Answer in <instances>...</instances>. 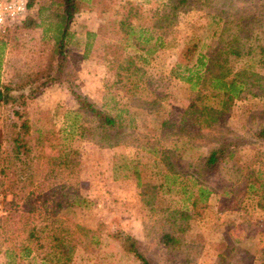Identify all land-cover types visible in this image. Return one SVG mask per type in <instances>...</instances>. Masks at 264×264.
Returning a JSON list of instances; mask_svg holds the SVG:
<instances>
[{
  "label": "rangeland",
  "instance_id": "obj_1",
  "mask_svg": "<svg viewBox=\"0 0 264 264\" xmlns=\"http://www.w3.org/2000/svg\"><path fill=\"white\" fill-rule=\"evenodd\" d=\"M124 2L137 10V17L130 21V38L118 27ZM56 3L37 0L26 11L24 18L33 20L36 27H21L23 18L0 33V84L14 83L42 65V41L51 37L58 20ZM77 3L69 26L68 75L24 101L31 131L26 140L31 151L20 155L21 159L31 158L26 173L44 168L46 157L54 155L56 134L68 129L63 116L76 108L69 87L117 122V128L110 130L114 146L107 147L96 133L64 140L61 148L69 149L78 159L76 173L58 176L39 194L42 216L63 221L75 233L71 264H139L125 252V237L135 241L149 264H264V210L242 208L238 199L245 175L264 166V142L254 137L264 127V91L258 98L235 100L217 116L213 127L202 129L194 122L198 105L215 103L210 97L198 101L206 71H202L203 84L198 88L202 92L190 90L170 75L176 65L191 67L198 56L216 58L226 49L236 48L250 55L231 61L232 71H253L262 77L264 86V55H252L264 44V0H184L180 5L177 0ZM158 14L165 19L157 22ZM126 59L143 74L140 91L134 95L122 87L123 83L114 82L115 67ZM21 108L0 107L3 158L12 149V131L19 125L12 110ZM181 120L186 125L181 131L185 132L162 139L161 131L168 132V127L163 130L159 123L179 127ZM36 131L43 137L47 131L52 133L37 144ZM220 146L232 150L230 157L213 170H202L205 156ZM152 147L160 152L173 149L167 156L173 172L184 180L193 177L196 185L209 191L207 200L191 208L177 195L165 192V185L159 189V174L165 167L161 158L158 162L159 155L149 152ZM9 179L0 175V216L4 215L3 205L11 199L4 191ZM184 183L195 191L192 183ZM68 193L78 194L87 206L72 210L59 206ZM180 211L187 218H181ZM163 234L172 236L171 244L161 243ZM43 242L47 244L46 239ZM2 250L0 246V264H5ZM42 255L43 250H33L18 264H39Z\"/></svg>",
  "mask_w": 264,
  "mask_h": 264
},
{
  "label": "trees",
  "instance_id": "obj_2",
  "mask_svg": "<svg viewBox=\"0 0 264 264\" xmlns=\"http://www.w3.org/2000/svg\"><path fill=\"white\" fill-rule=\"evenodd\" d=\"M36 2L37 0H26V11L32 8ZM56 2L59 8L58 20L52 26L51 37H47L46 40L42 41L44 52L42 65L23 78L17 79L14 83L0 84V107L5 105L22 107L19 111L17 109L12 110V115L19 121L17 131H12V149L9 155H5V158L1 156L0 152V175L10 177L4 191L11 196L5 206L3 205L4 215L0 216V246H3L1 253L6 259L5 264H18L28 257L33 250H43V255L40 256L41 263L39 264H71L76 247L74 243L75 233L63 221L51 220L47 216H42L41 211H39V207H41L39 205V194L46 186L52 185L58 176L63 174L70 176L76 173L74 170L78 165V159L69 149L61 148V143L64 140H70L74 135L82 138L96 133L99 141H106L107 147L115 145L110 139V130H115L118 126L115 119L97 109L86 98L69 87V93L76 104V108L73 111L66 112L63 116V121L68 129L67 131L60 129L56 134L54 140L55 147L58 149H56L54 155L46 157L45 167L34 170L35 173H31V171L26 173V170L30 169L31 158L25 156L21 159L20 155L28 154L31 151L26 140L31 131L25 117L24 101L35 98L44 88L60 78H66L68 75L65 72V65L68 51L67 43L70 39L69 26L77 13L78 0H56ZM183 2L184 0H177V5ZM124 4L126 8L125 10L122 9L124 13L121 14L118 27L120 32L126 35V38H130L133 34L130 21L137 17V10L129 2H124ZM176 7V5H172V8L175 9ZM163 17V14H158L157 22L164 20ZM36 26L33 20L26 17L21 23V27L26 29ZM86 36L92 35L86 33ZM85 47L87 48L88 45H85ZM249 55L248 52H240L236 48H229L216 58L207 59L204 56H198L191 67L176 65L174 70L170 71L172 77L187 84L190 90H199L198 88L203 84L202 71H206L205 85L201 89L203 92L201 90L197 91L203 93L198 101L210 97L215 100V106H212L214 104L199 103L198 115L194 122L200 128L213 127L217 116L227 111L235 100H240L245 96H251V98L261 97L264 91L261 82L262 77L246 69L236 72L231 69V61ZM252 55H264V44L258 47L257 54ZM113 77L114 82L117 84L123 83L122 87H125L130 94L134 95V93L140 91L139 86L143 74L140 73L133 61L126 59L123 63H118L114 69ZM154 101L158 102L156 99H153ZM153 102L148 106H151ZM189 110H192L191 104ZM159 126L163 130L168 127V132L161 131L162 139H166L178 133H184L185 131L181 130L186 125L181 120L179 127L170 122H160ZM171 129L174 131H171ZM36 133L35 142L39 144L47 136H50L52 131H47L44 137L41 136L40 131H36ZM254 137L256 141L264 142V127L259 129ZM149 152L154 157L159 155L158 162L161 158V163L165 167V171H163L165 173L161 172L159 174V189L165 185V192H172L177 195L182 202L189 203L191 208L196 207L199 202L207 200L209 191L200 184L196 185L193 177L189 176L188 179L185 177L184 180V178L182 179L173 172V166L167 161L168 153L172 154L173 149L160 152L156 147H152ZM231 153V149L223 146L211 149L201 162L202 170L215 169L221 161L230 157ZM156 161L154 159L155 164L158 163ZM10 168H13L14 171ZM134 176L137 180V173H134ZM14 177L17 178L12 180ZM35 177L38 179L35 180ZM184 182L192 183L196 187L195 193L191 192ZM242 188L243 191L238 198L243 202L242 208L264 210V205L261 203L264 202V166L251 169V172L245 175ZM87 204L88 202L78 194L68 193L59 206L63 205L66 209L72 210L75 207H86ZM178 215L181 218H187V215L182 211ZM44 239H46L47 244H44ZM160 240L163 245L167 246L171 244L173 238L169 234H163ZM123 248L139 264H149L138 252L135 241L130 237L123 239Z\"/></svg>",
  "mask_w": 264,
  "mask_h": 264
},
{
  "label": "built area",
  "instance_id": "obj_3",
  "mask_svg": "<svg viewBox=\"0 0 264 264\" xmlns=\"http://www.w3.org/2000/svg\"><path fill=\"white\" fill-rule=\"evenodd\" d=\"M26 13V0H0V33L16 26Z\"/></svg>",
  "mask_w": 264,
  "mask_h": 264
}]
</instances>
